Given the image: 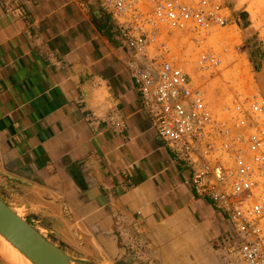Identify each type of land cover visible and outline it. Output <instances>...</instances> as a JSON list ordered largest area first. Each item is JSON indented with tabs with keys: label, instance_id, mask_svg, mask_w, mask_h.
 I'll list each match as a JSON object with an SVG mask.
<instances>
[{
	"label": "crops",
	"instance_id": "1",
	"mask_svg": "<svg viewBox=\"0 0 264 264\" xmlns=\"http://www.w3.org/2000/svg\"><path fill=\"white\" fill-rule=\"evenodd\" d=\"M117 33L96 0H0V191L82 255L63 231L123 261L222 264L231 222L158 138Z\"/></svg>",
	"mask_w": 264,
	"mask_h": 264
},
{
	"label": "built area",
	"instance_id": "2",
	"mask_svg": "<svg viewBox=\"0 0 264 264\" xmlns=\"http://www.w3.org/2000/svg\"><path fill=\"white\" fill-rule=\"evenodd\" d=\"M127 49L126 67L158 138L191 171L197 194L225 213L218 241L224 264H264V122L257 105L228 109L219 120L202 91L174 64L166 36L224 24L212 0H96ZM213 54L200 65L217 67Z\"/></svg>",
	"mask_w": 264,
	"mask_h": 264
},
{
	"label": "rangeland",
	"instance_id": "3",
	"mask_svg": "<svg viewBox=\"0 0 264 264\" xmlns=\"http://www.w3.org/2000/svg\"><path fill=\"white\" fill-rule=\"evenodd\" d=\"M212 1L219 7L224 24L169 34L165 38L170 57L202 91L208 109L219 120L229 119V108L255 104L262 108L259 117L264 122V0ZM244 9L247 11L242 13ZM124 50L128 58L132 51L125 46ZM204 54L217 56L219 65L201 66ZM216 250L224 264L223 254L217 247Z\"/></svg>",
	"mask_w": 264,
	"mask_h": 264
},
{
	"label": "water",
	"instance_id": "4",
	"mask_svg": "<svg viewBox=\"0 0 264 264\" xmlns=\"http://www.w3.org/2000/svg\"><path fill=\"white\" fill-rule=\"evenodd\" d=\"M19 182L26 193L40 202L58 209L61 206L48 190L29 182ZM58 211L61 214L60 209ZM80 227L83 228L81 224ZM63 234L85 255L72 257L67 254L0 198V264H114L116 258L119 259L118 264H138L133 258L123 261V256L111 252L107 255L86 231L80 235L67 231Z\"/></svg>",
	"mask_w": 264,
	"mask_h": 264
},
{
	"label": "flooded vegetation",
	"instance_id": "5",
	"mask_svg": "<svg viewBox=\"0 0 264 264\" xmlns=\"http://www.w3.org/2000/svg\"><path fill=\"white\" fill-rule=\"evenodd\" d=\"M0 198L4 203L8 205L9 199L5 197V195L0 191ZM9 206V205H8ZM10 207V206H9ZM17 214L23 215L22 218H24V213L21 210L15 211ZM26 219V218H24ZM29 219V218H27ZM48 237L55 245H57L60 249L65 251L67 254L71 255L72 257H79L84 256L81 253H79L78 249L73 248L69 243H67L64 239L59 238L54 232H48ZM114 262L117 263V259H114Z\"/></svg>",
	"mask_w": 264,
	"mask_h": 264
},
{
	"label": "bare ground",
	"instance_id": "6",
	"mask_svg": "<svg viewBox=\"0 0 264 264\" xmlns=\"http://www.w3.org/2000/svg\"><path fill=\"white\" fill-rule=\"evenodd\" d=\"M18 215H19L20 217H22L21 214H18Z\"/></svg>",
	"mask_w": 264,
	"mask_h": 264
}]
</instances>
